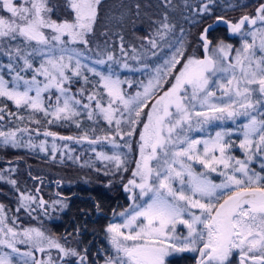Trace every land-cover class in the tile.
<instances>
[{
    "label": "snow or ice",
    "instance_id": "6c2138e0",
    "mask_svg": "<svg viewBox=\"0 0 264 264\" xmlns=\"http://www.w3.org/2000/svg\"><path fill=\"white\" fill-rule=\"evenodd\" d=\"M101 2L0 0V145L79 161L68 142H86L103 164L95 170L111 177L107 186L122 185L129 203L112 210L107 245L91 259L71 234L23 227L0 203V264H264V0L238 18L200 0L196 23L215 19L195 42L183 28L175 36L165 12L132 55L121 37L119 57L99 44L93 57ZM221 26L228 39L212 35ZM8 122L17 126L2 130ZM0 181L13 188L16 213L48 214L40 188L22 191L4 170Z\"/></svg>",
    "mask_w": 264,
    "mask_h": 264
},
{
    "label": "rangeland",
    "instance_id": "374dc122",
    "mask_svg": "<svg viewBox=\"0 0 264 264\" xmlns=\"http://www.w3.org/2000/svg\"><path fill=\"white\" fill-rule=\"evenodd\" d=\"M254 1L256 0H216V7L214 8V11L217 14H223L230 10L236 9L228 7L230 4L237 5L236 7H238L240 5H246L247 3ZM199 2L200 0H171V5L165 6L163 0H106V2L103 3L99 8L102 10V12H99L98 20L94 26V35L90 38L93 52L89 53V55L95 57L96 45L99 44L101 50L107 49L109 51H114L115 55L119 57V45L121 42V37L123 38L125 48L129 50V55H132L129 46L132 45L137 49H140L142 41L138 38L149 36L151 34V28L154 27V25L151 24V20L159 19L165 12L168 13L170 22L176 25L174 35L178 37L180 35V29L183 28L185 30L186 38L192 41L191 34L193 32V27L196 24V13L193 9L198 6ZM137 5H139V8H137ZM250 13H253V11ZM171 38L172 37H169V39ZM143 43L145 48H150L146 41H143ZM234 44L239 46V41L238 43ZM200 55H203V53L201 52ZM129 62L135 65L134 61ZM122 74L127 75L132 79H143L141 74L131 73L127 70H123ZM133 91H135V89H133ZM16 126L17 125L15 123L8 122L2 130L6 131L9 127ZM51 126L52 125H47L50 130L54 131ZM85 126L88 127L87 124ZM228 126H231V122H228ZM32 127L35 128L36 125L33 124ZM57 127L66 128V132H69V134L59 133L60 135L78 136L81 134V130L77 129L75 126ZM41 128H43L40 129L42 133L44 131V126H41ZM97 134H100L99 131ZM33 137L35 143H38L39 140L45 139L42 134L38 137L33 134ZM24 138L25 140L27 139L26 134ZM47 139L49 140L50 144L51 138ZM135 139L136 138L134 137L133 155L129 158L130 160H134L136 157V146L134 142ZM57 143L62 147L65 142L58 140ZM68 143L69 147L75 149L74 155L80 156L79 161L67 160L66 158L62 161L60 159L59 153L57 154V158L53 160L49 154L40 152L39 149L29 150L26 148H15L17 150H23L30 155L39 157V163L29 164V167L32 171L31 175H33V177L25 176V168L18 162H14L12 165H5L2 167L0 166V170H4V174L6 176L17 180L18 186L22 191L28 189L34 190L38 187L40 188L39 195L43 196V198L49 202L47 206V215L44 214L42 209H38L36 212H33L31 216L27 215L24 211L16 213L15 209L17 205L15 201V192L10 185L0 181V193L3 197H0V203L7 205L8 208L11 209L9 212L10 216L18 215L20 217V224L23 227H39L46 232L53 234L48 225V220L51 215L50 213L52 211H64L66 207L57 206L54 209L51 202L58 199H63L67 206L68 198H63V195H73L76 192L77 185L88 187L103 186L107 190H112L115 188V186H122L120 184L107 186L111 177L105 176L103 171L97 172L95 170L96 168L103 169V164L95 159L94 154L90 151V148L86 142L84 144H76L75 142ZM0 147L6 146L0 145ZM85 162L88 163L86 164ZM89 164L92 166H89ZM10 169H15V171L9 172L8 170ZM128 176H130V172L125 174V182ZM45 182H52V184L47 186L44 184ZM64 189L67 190L64 191ZM68 190H70L69 193ZM122 193L124 195V202L126 205L125 207H127V204L129 203L127 200V193L124 191ZM70 240L75 242L73 237ZM20 247L21 250H25L26 246L21 245Z\"/></svg>",
    "mask_w": 264,
    "mask_h": 264
},
{
    "label": "trees",
    "instance_id": "16d2710c",
    "mask_svg": "<svg viewBox=\"0 0 264 264\" xmlns=\"http://www.w3.org/2000/svg\"><path fill=\"white\" fill-rule=\"evenodd\" d=\"M106 0H103L101 2L100 7L102 6L103 3H105ZM259 2L261 0H256L251 3H247L246 5L241 8V6L235 7L236 9L230 10L226 13L223 14H217L216 15H223L226 18H238L239 16L243 15L244 13H250L254 12L255 7L258 6ZM99 7V8H100ZM252 10V11H251ZM99 12H102L101 9H99ZM215 12V11H214ZM215 19V16H212L211 18H204L202 23H196L193 27V32L191 34L192 36V41L194 42L196 39V36L199 35V33L203 30L205 26L208 24L212 23V21ZM196 35V36H195ZM213 36H221L225 37V39H228L225 36V31L223 27H218L217 31L212 33ZM228 42L230 43H238V40H229ZM5 59V58H3ZM6 62V59H5ZM8 108L11 111H15V107L9 102L8 103ZM5 121H9V118L6 116ZM11 123V122H9ZM54 131L60 133V134H69V132H66V128L63 127H57V126H51ZM43 129V128H41ZM239 152H237V155ZM14 162H18L19 164H22L25 168V176L27 177H33L32 171L29 167V164H36L40 162L39 157L30 155L26 153L23 150H17V149H11L9 147H0V166H5V165H12ZM67 189H64L66 191ZM116 190V191H115ZM70 190H68V193ZM123 188L122 186H115L114 189L112 190H107L103 186H93V187H88V186H82V185H77L76 192L72 194H65V196L70 197L68 198V205L66 206V209L64 212L67 214L69 213L73 220L76 222H81L84 220H87L86 224H81L79 225L80 229H85L84 235L91 237L92 234H95V239H98L99 242H105L104 233H103V228L106 226V220L103 217H98V219L101 220V226L95 223L90 222V218L93 217V215L88 216V215H83L80 212L86 211L90 212L92 214L97 213V208L96 204L98 203L100 205V212H110L113 209H116V211H120L123 207H125V202H124V195H123ZM0 197H2V194L0 193ZM3 198V197H2ZM4 201V200H1ZM72 227L74 228V223L72 224ZM56 233H59V230L55 229L54 230ZM97 233V235H96ZM74 234V233H73ZM76 234H74L75 236ZM83 235V236H84ZM87 239V238H86ZM85 240V238L83 239ZM79 241V239H78ZM183 261V264H188L190 263V260L188 259H180ZM178 261L176 262V264Z\"/></svg>",
    "mask_w": 264,
    "mask_h": 264
},
{
    "label": "flooded vegetation",
    "instance_id": "af4514ba",
    "mask_svg": "<svg viewBox=\"0 0 264 264\" xmlns=\"http://www.w3.org/2000/svg\"><path fill=\"white\" fill-rule=\"evenodd\" d=\"M41 184V183H40ZM45 185H51L52 182H45ZM62 196V195H61ZM63 198H69L65 195H63ZM68 202V199H67ZM83 215H88L91 216L93 215L92 218H90V222L91 223H95L98 224L99 226H101V220L98 219V217H103L106 220V224L109 222V220L112 218V211L110 212H97V213H90V212H86V211H82L80 212ZM51 214V215H50ZM50 218L48 220V225L52 231V233L56 236H68V234H71L68 238L71 239L72 237L74 238L75 242L72 243L71 246L75 247L76 246V242L79 239V247L81 249L87 247L89 249V259L92 258V256L97 253V251L103 247H105L107 245V241L103 242H99L98 239H95V234H92L91 237H89L87 235H84L85 229H80L79 225L81 224H86L87 220L81 221V222H76L75 220H73V218L71 217V215L64 211H57V212H51ZM74 223V228L72 227V224ZM57 229L59 230V233H56L54 230ZM77 230H79V234H77ZM76 234L74 236V234ZM84 235V236H83ZM97 235V233H96ZM104 237V236H103ZM85 238V240H83ZM87 238V239H86ZM53 254L55 255V252H53ZM177 264H183V261L179 260ZM188 264H192V261H190V263Z\"/></svg>",
    "mask_w": 264,
    "mask_h": 264
}]
</instances>
